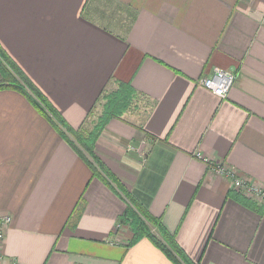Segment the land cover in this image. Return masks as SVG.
<instances>
[{"label":"crops","instance_id":"0c3cea01","mask_svg":"<svg viewBox=\"0 0 264 264\" xmlns=\"http://www.w3.org/2000/svg\"><path fill=\"white\" fill-rule=\"evenodd\" d=\"M118 1L135 12L123 39L82 17L86 0H0V46L75 130L102 90L130 82L151 109L110 120L96 156L193 262L264 264V205L231 198L215 169L264 189V0ZM215 68L236 76L224 100L199 82ZM124 209L22 94L0 89V264H172L146 239L128 246Z\"/></svg>","mask_w":264,"mask_h":264},{"label":"trees","instance_id":"16d2710c","mask_svg":"<svg viewBox=\"0 0 264 264\" xmlns=\"http://www.w3.org/2000/svg\"><path fill=\"white\" fill-rule=\"evenodd\" d=\"M97 1H101V3L96 5ZM81 15L104 31L116 34L122 39L135 19L134 10L118 0H86ZM114 83L116 87L112 90L104 89L101 91L94 106L89 111L87 117L94 118L91 121V126H88L90 128L84 125V128L75 130L68 127L61 115L0 46V89H12L22 94L36 112L49 122L59 137L86 164L92 177L98 178L124 201L125 209L118 218L117 227L123 226L130 231L131 238L128 246L146 239L172 264H198L187 256L176 242L175 237L163 226L161 220L153 217L147 207L137 201L121 185L94 152L95 144L110 120L116 119L133 125L129 120L132 115L140 119L144 111L151 109L152 102L136 91L130 82L114 81ZM97 107H100V110H97ZM240 194L238 191L228 192L231 198L243 206L257 210L253 201ZM82 207L83 201L80 197L66 225L75 226L82 213Z\"/></svg>","mask_w":264,"mask_h":264},{"label":"built area","instance_id":"2783aa9c","mask_svg":"<svg viewBox=\"0 0 264 264\" xmlns=\"http://www.w3.org/2000/svg\"><path fill=\"white\" fill-rule=\"evenodd\" d=\"M236 76L228 71L215 68L211 75L202 77L199 82L200 85L212 93L215 97L220 100H224L228 97V94L234 86ZM216 171L219 174L227 177L232 184L235 191L240 192L254 201L264 205V189L250 185L243 179L235 176L231 171H226L223 166H216ZM11 224V218L8 215H0V259H1V248L4 241L5 233L7 228Z\"/></svg>","mask_w":264,"mask_h":264},{"label":"rangeland","instance_id":"374dc122","mask_svg":"<svg viewBox=\"0 0 264 264\" xmlns=\"http://www.w3.org/2000/svg\"><path fill=\"white\" fill-rule=\"evenodd\" d=\"M97 3H98V4H100V3H101V1H97V2H96V5H97ZM98 114H99V112H98ZM88 128H90V127H88Z\"/></svg>","mask_w":264,"mask_h":264}]
</instances>
